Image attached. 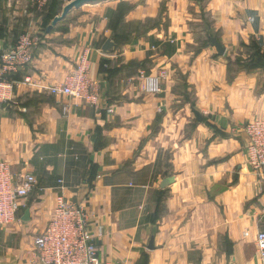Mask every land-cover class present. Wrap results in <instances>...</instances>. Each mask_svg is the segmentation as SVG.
Listing matches in <instances>:
<instances>
[{"label": "crops", "instance_id": "0c3cea01", "mask_svg": "<svg viewBox=\"0 0 264 264\" xmlns=\"http://www.w3.org/2000/svg\"><path fill=\"white\" fill-rule=\"evenodd\" d=\"M118 2L74 9L47 33L51 7L0 0V52L23 33L36 41L13 102L0 104V160L37 181L0 228V264H42L35 239L60 181L108 264H264V173L246 132L264 118V0H126L122 16ZM137 21L141 33L126 35ZM85 51L98 105L50 91ZM161 69L162 92L144 93L142 77Z\"/></svg>", "mask_w": 264, "mask_h": 264}, {"label": "built area", "instance_id": "2783aa9c", "mask_svg": "<svg viewBox=\"0 0 264 264\" xmlns=\"http://www.w3.org/2000/svg\"><path fill=\"white\" fill-rule=\"evenodd\" d=\"M50 0H31V4L43 11ZM36 41L29 33L19 36L15 47L0 52V104L14 100L17 82L12 76L28 66L34 57ZM166 70L145 75L143 92L159 94ZM25 82L32 83L30 77ZM54 95H63L98 105L99 85L90 76L88 52L85 51L77 68L66 76L61 85L51 86ZM250 142L247 148L251 167L264 173V118L255 119L246 125ZM37 181L30 173L14 174L6 160H0V228L18 220L21 202L36 188ZM56 196L53 216L44 231L35 239L36 249L42 264H108L102 259L95 243L96 235L90 229L89 214L81 204L70 201L64 194L63 182ZM257 246L264 263V230L257 236Z\"/></svg>", "mask_w": 264, "mask_h": 264}, {"label": "water", "instance_id": "95a60500", "mask_svg": "<svg viewBox=\"0 0 264 264\" xmlns=\"http://www.w3.org/2000/svg\"><path fill=\"white\" fill-rule=\"evenodd\" d=\"M102 1H108V0H71L68 4H66L62 10V13L60 15H57L52 22L49 24V26L46 29L47 33L52 32V30L54 29V27L61 22L63 19H65L68 14L74 10V9H79L84 5L87 4H96ZM211 44L212 46H214L218 52V54L223 55L225 52V48L223 47V45L218 42V40H216L215 38L211 39ZM113 42H111L110 40H107L103 49L104 50H109L113 47ZM195 115L197 117L198 120H201L202 117L200 115L199 112L195 111ZM26 216L28 217V212L26 213ZM153 248V245L151 244V249Z\"/></svg>", "mask_w": 264, "mask_h": 264}, {"label": "rangeland", "instance_id": "374dc122", "mask_svg": "<svg viewBox=\"0 0 264 264\" xmlns=\"http://www.w3.org/2000/svg\"><path fill=\"white\" fill-rule=\"evenodd\" d=\"M114 1H116V2L119 1L118 3H120V2L123 3V1H126V0H108L107 2H114ZM52 2H53V0H50V3L47 6V8L45 10H43L42 12H46V11L49 12ZM102 2H105V1H102ZM128 6H129V4L126 3L125 7L124 6L122 7V10L124 9V11H125L126 7H128ZM148 26L150 27V22L149 21L144 22V29L146 27H148ZM142 28H143V26L141 25V22L140 21L139 22L138 21L137 22H133L131 25L129 24V27L127 28L125 34L127 35L128 33H131V32H135L137 34L138 33L140 34L141 31H142Z\"/></svg>", "mask_w": 264, "mask_h": 264}, {"label": "trees", "instance_id": "16d2710c", "mask_svg": "<svg viewBox=\"0 0 264 264\" xmlns=\"http://www.w3.org/2000/svg\"><path fill=\"white\" fill-rule=\"evenodd\" d=\"M57 0H53V2H52V4H51V11H50V13H51V15L50 16H48V19H47V21H46V24H45V30L47 29V27H48V25L50 24V21L52 20V19H54L55 18V16H57V14L60 12V10H58L59 8L57 7ZM125 4V3H124ZM123 3H120V5H119V12L121 13V15L120 16H122L123 15V11H124V9L122 10V7L124 6L125 7V5H124ZM127 9L129 8V7H126ZM120 16H118V19H117V21H116V27H118L119 25H120V23H121V19H120ZM210 42H211V40H210Z\"/></svg>", "mask_w": 264, "mask_h": 264}]
</instances>
